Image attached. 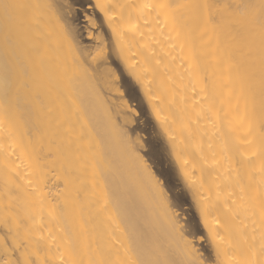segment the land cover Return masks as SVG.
Masks as SVG:
<instances>
[{
  "label": "bare ground",
  "instance_id": "6f19581e",
  "mask_svg": "<svg viewBox=\"0 0 264 264\" xmlns=\"http://www.w3.org/2000/svg\"><path fill=\"white\" fill-rule=\"evenodd\" d=\"M60 1L0 0V264H208ZM93 1L214 264H264V0Z\"/></svg>",
  "mask_w": 264,
  "mask_h": 264
},
{
  "label": "rangeland",
  "instance_id": "374dc122",
  "mask_svg": "<svg viewBox=\"0 0 264 264\" xmlns=\"http://www.w3.org/2000/svg\"><path fill=\"white\" fill-rule=\"evenodd\" d=\"M60 5L66 13L67 22L75 30L81 46L90 54L94 56L103 48L102 41H106V55L108 57H106L107 60L101 59L99 64L103 65L102 68L114 70L116 77L112 76L111 79L117 83V88L121 89L119 93L111 92L108 96H110V99L112 98L113 102L115 101L116 104L122 106V116L126 115L128 119L133 120V123L127 126L129 131L131 130V137L133 140L142 138L143 145L139 148V152L148 162L166 191L174 211L177 212L176 214L181 220L186 236L189 239L192 237L196 249L199 247L200 255L204 256L202 260L208 264H214L215 255L212 245L201 223L202 221H200L201 218L189 190L190 188L186 187L183 176H181V172L179 173L180 170L172 155L173 153H170V150H172L171 145L168 143V139H166V135L160 127L161 125L153 116L151 106L148 105L147 99L142 89H140L141 86L131 77L125 65H122L121 59L114 55L113 36L106 24L107 22H105L93 0H61ZM121 101L123 103L120 104ZM126 102L131 107L130 112L124 106ZM133 111L134 113H132Z\"/></svg>",
  "mask_w": 264,
  "mask_h": 264
},
{
  "label": "snow or ice",
  "instance_id": "6c2138e0",
  "mask_svg": "<svg viewBox=\"0 0 264 264\" xmlns=\"http://www.w3.org/2000/svg\"><path fill=\"white\" fill-rule=\"evenodd\" d=\"M203 7L208 8L210 6L205 4V5H203ZM210 20H211V17H210ZM261 28H262V30H264V18H262V20H261Z\"/></svg>",
  "mask_w": 264,
  "mask_h": 264
}]
</instances>
